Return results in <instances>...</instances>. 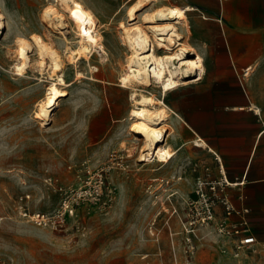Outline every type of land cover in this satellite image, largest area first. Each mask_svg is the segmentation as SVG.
<instances>
[{
  "label": "rangeland",
  "instance_id": "rangeland-1",
  "mask_svg": "<svg viewBox=\"0 0 264 264\" xmlns=\"http://www.w3.org/2000/svg\"><path fill=\"white\" fill-rule=\"evenodd\" d=\"M79 1L108 25L102 33L109 61L101 64L96 52L78 66L66 62V95L43 125L35 112L48 73L37 69L34 50L26 74H13L15 39L38 35L66 60L65 50L77 46L78 36L70 25L43 17L57 0H0L6 22L0 37V264H251L252 250L235 255L237 235L218 232L221 200H205L211 194L207 176L187 173L186 150L165 165L138 162L143 144L129 129L139 97L120 87L127 52L118 28L137 0ZM250 1L243 0L244 20L251 17ZM163 5L172 6L159 0L146 9ZM202 16L189 12L184 41L195 48L227 33L226 20ZM257 16L258 36L248 33L247 39L253 45L257 40L264 56V0H258ZM198 85L218 83L203 77L164 101L184 119ZM139 93L161 97L155 89ZM178 121L172 114L171 147Z\"/></svg>",
  "mask_w": 264,
  "mask_h": 264
},
{
  "label": "crops",
  "instance_id": "crops-1",
  "mask_svg": "<svg viewBox=\"0 0 264 264\" xmlns=\"http://www.w3.org/2000/svg\"><path fill=\"white\" fill-rule=\"evenodd\" d=\"M167 1L190 7L188 19L189 12L200 11L206 21L227 22L224 38L196 48L189 44L209 68L205 70L204 64L200 77L187 84L209 77L218 86L198 85L197 94L187 99L184 119L170 107L183 120L174 125L179 137L172 147L175 155L181 149L187 151V173L194 177L198 172L207 176V182L220 183L236 210H249L244 216L257 241L250 263L264 264V56L257 40L253 45L247 39L248 33L258 36V0L250 1L249 20L242 17L243 0ZM189 28L190 24L184 38ZM197 141L205 145L198 146ZM231 220L237 222L240 217L233 215Z\"/></svg>",
  "mask_w": 264,
  "mask_h": 264
},
{
  "label": "bare ground",
  "instance_id": "bare-ground-1",
  "mask_svg": "<svg viewBox=\"0 0 264 264\" xmlns=\"http://www.w3.org/2000/svg\"><path fill=\"white\" fill-rule=\"evenodd\" d=\"M156 2L159 0H137L126 10L127 21L119 22L120 36L127 52L119 82L120 87L132 89L131 98L139 97L131 110L133 122L129 129L143 144L138 162L165 165L176 154L168 144V138L172 134L169 125L171 115L178 117V114L166 104L164 97L200 77L204 64L202 58L183 40L184 31L189 27L187 11L191 8L163 5L153 10L146 9ZM57 3L48 5L43 17L51 21L55 19L61 26L70 25L75 30L78 44L76 47L67 46L66 60L38 35H32L29 39L20 35L15 39L13 74L20 77L26 74L31 64L29 53L34 50L38 53L37 69L41 74L48 73L46 93L35 112V117L43 125L49 123L60 98L66 95L62 88L67 85L62 73L66 62L78 66L82 59L96 52L101 64L106 65L109 61L102 33V28L108 25H103L94 12L79 0H57ZM121 13L120 9L113 21ZM5 28V16L0 9V37ZM191 52L193 55L189 54ZM99 70L96 68L95 71ZM148 89L160 91L161 97L139 93ZM196 144L205 145L199 141Z\"/></svg>",
  "mask_w": 264,
  "mask_h": 264
},
{
  "label": "built area",
  "instance_id": "built-area-1",
  "mask_svg": "<svg viewBox=\"0 0 264 264\" xmlns=\"http://www.w3.org/2000/svg\"><path fill=\"white\" fill-rule=\"evenodd\" d=\"M203 183H201L202 185ZM209 187L211 194L207 193L205 200H221L223 206L222 220L219 223L218 232L222 236L226 235H237L238 241L235 244V255L239 256V252L242 250H253L257 241L256 238L250 233L249 224L245 218V214L249 212L247 208L242 210H236L233 204L228 200L224 194V189L220 187V183L217 182H206ZM218 192V194H217ZM221 194V196H219ZM206 196V195H204ZM221 197V198H219ZM210 213V212H209ZM238 215L240 220L231 223V216ZM213 215L210 213L208 219H212Z\"/></svg>",
  "mask_w": 264,
  "mask_h": 264
}]
</instances>
